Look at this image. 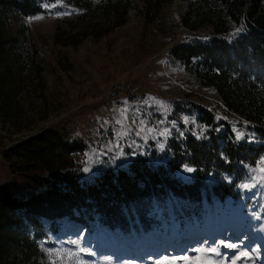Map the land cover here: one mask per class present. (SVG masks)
Segmentation results:
<instances>
[{
  "label": "rangeland",
  "instance_id": "374dc122",
  "mask_svg": "<svg viewBox=\"0 0 264 264\" xmlns=\"http://www.w3.org/2000/svg\"><path fill=\"white\" fill-rule=\"evenodd\" d=\"M90 1L91 7L86 8L67 0H42L40 12L11 21L12 29L23 23L35 43L37 53L27 64L43 66L45 99L35 90V73L26 77L14 65L20 91L14 96L13 108L20 123L0 114V184L15 190L28 186L25 171L20 169L24 163L5 152L44 128L83 143L64 156L67 167L77 171L83 181L136 157L164 162L169 157V140L187 134L204 136L211 126L197 119L196 105L213 113L215 129H222L225 122L235 136L242 133L243 138L254 140L249 121L230 111L212 85L168 52L174 42L196 33L180 23L186 0H162L158 7L151 2L152 19L147 18L144 0H130L125 21L118 25L105 5L108 0ZM237 28L239 33L247 30L243 20L231 22L228 36ZM3 66L0 61V69ZM262 158L264 152L253 165L246 166L241 197L171 198L163 211L156 208L158 220L150 231L126 234L96 219L86 226L68 218L59 219L51 230L45 221V233L38 238L43 257L50 264H156L165 258L186 264L184 256L189 264L198 259L230 264L229 258L248 252L249 258L242 257L237 264H264ZM185 166L174 173L189 180L194 172L186 173ZM245 183L255 187L245 191L241 187ZM74 240L79 245L73 244ZM220 241L237 243L239 248H224ZM208 246L217 247L223 259L207 253Z\"/></svg>",
  "mask_w": 264,
  "mask_h": 264
},
{
  "label": "trees",
  "instance_id": "16d2710c",
  "mask_svg": "<svg viewBox=\"0 0 264 264\" xmlns=\"http://www.w3.org/2000/svg\"><path fill=\"white\" fill-rule=\"evenodd\" d=\"M41 1L0 0V61L4 64L0 69V114L12 123H20V115L13 108L14 96L20 91L14 65L26 77L35 73V90L45 99L43 66L37 63L32 68L27 64L37 53L29 30L23 23L11 27L13 19L40 12ZM67 1L91 7L90 0ZM161 1L144 0L147 18H153L149 16V4L158 7ZM186 1L180 23L196 33L174 42L168 52L212 85L230 111L249 121L254 140H237L225 122L222 129H215L213 113L196 105L197 119L211 126L204 136L187 134L169 140V157L164 162L136 157L83 181L64 160L69 152L81 148L82 142L48 128L30 134L5 152L7 157L24 163L20 169L25 171L28 186L15 190L0 184V264H50L38 242L45 233V221L51 230L56 229L59 219L68 218L86 226L96 219L126 234L146 232L158 220L156 208L163 211L162 206L171 198L241 197L240 182L246 166L253 165L264 152L263 0ZM105 5L115 14V25L125 21L130 0H108ZM241 20L247 30L228 36L231 22ZM182 165L195 169L191 179L175 175Z\"/></svg>",
  "mask_w": 264,
  "mask_h": 264
},
{
  "label": "snow or ice",
  "instance_id": "6c2138e0",
  "mask_svg": "<svg viewBox=\"0 0 264 264\" xmlns=\"http://www.w3.org/2000/svg\"><path fill=\"white\" fill-rule=\"evenodd\" d=\"M240 31H241L240 28H237V29H236V33H239ZM236 33H233V35H235ZM125 111H126V110H125ZM122 115H123V113H122ZM124 118L127 119L126 116H124ZM117 123L119 124L120 121H117ZM133 123H135V121H133ZM142 130H143V129H141V131H142ZM149 132H151L150 129H149ZM137 134H139V132H138ZM161 135L163 136V135H165V133H161ZM242 138H243V134H242V133H237V135H236V139H237V140H240V139H242ZM117 147H119V145H117ZM160 147L163 148V147H164L163 144H161ZM261 164H264V158L261 159ZM83 171H84V172H88L89 169H88V168H84ZM183 171H185L186 173L191 174V173H193V172L195 171V169L192 168V167H189V166H185L184 169H183ZM254 171H255V170H254ZM259 171H260L261 173H264V168H260ZM252 179H253V180H256V177L253 176ZM260 179H261V180H264V175H262V176L260 177ZM241 187H242L245 191H247V190H249L250 188L255 187V184L245 183V184L241 185ZM255 218H256L257 220H259V219H260L259 214H257V215L255 216ZM72 243H73V244H76V245H79V242H78V241H75V240L72 241ZM203 243H204L205 245L208 244L207 241H204ZM219 244L222 245L224 248H227V249H238V248H239V245H238L237 243H233V242L220 241ZM79 252L84 253V254H89V253H86V252H85V249H84V248H79ZM206 252L209 253L210 255L218 256V257H221V259H223V254H221V253L218 251V248H217V247L208 246V247L206 248ZM242 257H243V258H249V253H248V252H240L239 255H237V256L235 257V259H231V258H229V259H230V264H237V261L241 260ZM182 259L185 260L186 264H189V258H188L187 256L182 257ZM156 264H176V261H175V259L169 260V259L165 258V259L162 260V261H161V260H157ZM196 264H213V261H212L211 259L206 260V261H200V260L198 259V260L196 261Z\"/></svg>",
  "mask_w": 264,
  "mask_h": 264
}]
</instances>
